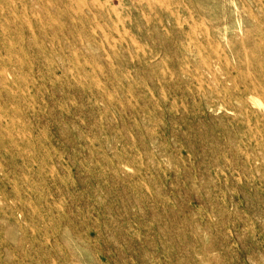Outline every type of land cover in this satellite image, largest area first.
I'll return each instance as SVG.
<instances>
[{"label": "rangeland", "instance_id": "1", "mask_svg": "<svg viewBox=\"0 0 264 264\" xmlns=\"http://www.w3.org/2000/svg\"><path fill=\"white\" fill-rule=\"evenodd\" d=\"M0 264H264V0H0Z\"/></svg>", "mask_w": 264, "mask_h": 264}, {"label": "bare ground", "instance_id": "2", "mask_svg": "<svg viewBox=\"0 0 264 264\" xmlns=\"http://www.w3.org/2000/svg\"><path fill=\"white\" fill-rule=\"evenodd\" d=\"M245 7V6H244ZM204 40H206V38H203ZM208 40V39H207ZM210 40H208L207 42H209ZM186 47H189L188 45H185ZM197 48H198V50L200 49V52L202 53V51H203V42H199V43H197V46H196ZM185 48V47H184ZM228 50H231V51H233L234 50V48L230 45V47H228ZM212 51L214 52V53H217V54H219L220 56H225V55H227V50L221 45V44H216V45H214V47H213V49H212ZM209 70H211V72L213 71L212 70V67L211 66H209V68H208ZM231 79H232V77H231ZM246 90H247V94H249V98H251V99H253V100H255L254 98H253V94H256L257 93V89L256 88H254V91H252L251 89H249L248 87L246 88ZM237 99H239V100H243V97H236ZM256 104H257V102L256 101H254Z\"/></svg>", "mask_w": 264, "mask_h": 264}]
</instances>
